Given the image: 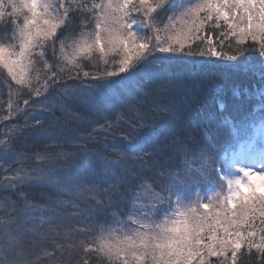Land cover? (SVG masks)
Here are the masks:
<instances>
[{"label":"snow or ice","instance_id":"1","mask_svg":"<svg viewBox=\"0 0 264 264\" xmlns=\"http://www.w3.org/2000/svg\"><path fill=\"white\" fill-rule=\"evenodd\" d=\"M0 264H264V0H0Z\"/></svg>","mask_w":264,"mask_h":264},{"label":"trees","instance_id":"2","mask_svg":"<svg viewBox=\"0 0 264 264\" xmlns=\"http://www.w3.org/2000/svg\"><path fill=\"white\" fill-rule=\"evenodd\" d=\"M216 74H217L218 78H219L220 80H222L225 84H228V83L231 82V81L228 79V77L225 76L223 73L217 72Z\"/></svg>","mask_w":264,"mask_h":264}]
</instances>
